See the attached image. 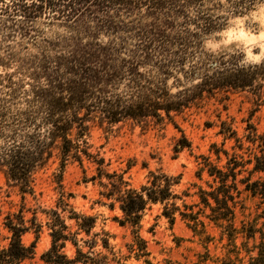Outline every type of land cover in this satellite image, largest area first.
<instances>
[{
	"label": "trees",
	"instance_id": "trees-1",
	"mask_svg": "<svg viewBox=\"0 0 264 264\" xmlns=\"http://www.w3.org/2000/svg\"><path fill=\"white\" fill-rule=\"evenodd\" d=\"M263 4L0 0V172L20 197L16 210L0 209V242H5L0 264L33 260L44 232L50 246L40 256L42 264H127L128 256L116 255L107 233H92L96 219L68 203L61 175L54 180L60 191L52 206L29 205L28 198L36 200V176L54 160L61 169L84 162L94 167L97 203L120 212L113 220L133 234L128 253L146 264L149 251L139 230L153 206H160V217L170 225L179 219L204 242L211 241L209 226L218 229L220 240L233 248L224 264L238 259V236L255 242L258 234L247 264H264V134L248 126L239 137L221 122L219 134L234 141L232 152L213 144L209 155L197 157L195 176L203 184L179 193L174 188L180 178L161 171H149L145 183L133 187L124 174L109 171L90 143L96 129L108 134L124 126L178 129L177 117L219 94L247 92L264 103V61L244 64L238 54L215 56L204 47L231 19ZM189 148L182 135L174 151ZM246 198L258 200L260 213L237 226ZM27 234L34 236L28 246L22 240Z\"/></svg>",
	"mask_w": 264,
	"mask_h": 264
},
{
	"label": "rangeland",
	"instance_id": "rangeland-1",
	"mask_svg": "<svg viewBox=\"0 0 264 264\" xmlns=\"http://www.w3.org/2000/svg\"><path fill=\"white\" fill-rule=\"evenodd\" d=\"M204 47L215 56L238 54L244 64H260L264 61V4L247 16L231 19L222 31L206 40ZM33 52L32 49L27 51ZM2 70L0 67V73ZM175 121L178 129L171 124L149 128L124 126L111 134L96 129L91 133L90 143L93 150L98 151L109 164V171L124 174L133 187L138 188L144 184L149 171H161L180 178L174 188L179 193L191 189L194 183L203 184L195 176L197 157L209 155L213 144L232 152L234 141L225 140L219 134L221 122L229 124L239 137L247 133L248 126H252L258 135L264 134V103L258 102L247 92H234L227 97L219 94L205 99L199 108L192 109L183 117H177ZM182 135L190 148L176 153L174 147ZM58 175H61L64 194L71 196L68 200L71 207L79 214L96 219L92 233H107L116 255L128 256L127 264H146L145 259H136L128 253L127 244L132 242L133 234L131 229L120 227L113 220L114 217H120V212L110 211L97 203L100 188L91 180L95 175L91 164L70 163L61 169L59 160H54L36 176V200L28 198L29 205L49 207L56 202L60 189L54 180ZM19 203L17 190L6 186L5 177L0 172V209L2 212L14 211ZM257 203L258 200L245 199V209L237 212V226H240V221L257 219L260 213ZM262 222L263 219H258L257 227ZM207 234L211 241L204 242L179 219L170 225L167 219L160 217V206H153L144 213L139 230V235L147 242L149 257L146 260L150 264H224L227 251L233 248L228 246L226 238L220 240L218 229L209 226ZM22 240L28 246L34 241V236L27 234ZM257 242L258 234L255 242L238 236L235 241L238 259L232 256L234 264H247L252 255L247 250ZM4 244L0 242V245ZM49 246V237L44 232L35 242L34 259L25 264H42L40 256Z\"/></svg>",
	"mask_w": 264,
	"mask_h": 264
}]
</instances>
